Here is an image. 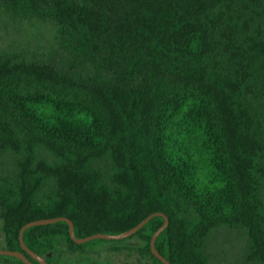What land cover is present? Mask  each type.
<instances>
[{
	"label": "trees",
	"instance_id": "trees-1",
	"mask_svg": "<svg viewBox=\"0 0 264 264\" xmlns=\"http://www.w3.org/2000/svg\"><path fill=\"white\" fill-rule=\"evenodd\" d=\"M49 20L44 58L0 52V248L25 253L22 227L68 217L77 237L170 218L156 248L173 264H211L221 226L241 227L264 264V0H0ZM47 149L56 159L39 156ZM107 160L108 175L96 163ZM52 184L49 191H45ZM155 216L122 239L76 243L66 221L35 225L28 247L60 264L94 241L165 264ZM135 240L132 245L118 243ZM0 264H26L0 254Z\"/></svg>",
	"mask_w": 264,
	"mask_h": 264
},
{
	"label": "rangeland",
	"instance_id": "rangeland-1",
	"mask_svg": "<svg viewBox=\"0 0 264 264\" xmlns=\"http://www.w3.org/2000/svg\"><path fill=\"white\" fill-rule=\"evenodd\" d=\"M54 25L49 20H37L18 17L0 6V52H19L30 57L44 58L56 46ZM39 156L49 161L56 158L45 148L39 149ZM20 155L5 153L0 161V176L10 182L17 181V160ZM110 175L111 170L107 160L96 163ZM52 184L45 191H49ZM264 196V188H263ZM130 240L118 243V246L132 245ZM114 243L94 241L86 248L89 252L69 254L60 264H143L136 252L129 255L128 251L120 252L112 249ZM211 264H257L247 260L249 238L241 227L221 226L212 231L205 249Z\"/></svg>",
	"mask_w": 264,
	"mask_h": 264
},
{
	"label": "water",
	"instance_id": "water-1",
	"mask_svg": "<svg viewBox=\"0 0 264 264\" xmlns=\"http://www.w3.org/2000/svg\"><path fill=\"white\" fill-rule=\"evenodd\" d=\"M155 216H162L165 219V221H164L163 225L158 230L155 231V233L151 239L152 252L163 263L173 264L164 255H162L161 252L156 248V240H157L158 236L166 229V227L170 223V218L164 212H154V213L150 214L148 217H146L144 220H142L140 223H138L136 226H134L133 228H131L127 231H124L120 234L96 233V234H93V235H90L87 237H82V238L76 236L74 222L68 217L61 216V217L38 219V220L31 221L22 227V229L20 231V243H21L22 248L25 251H27L40 264H48L46 257L41 256L40 254H38L35 251H33L32 249H30L24 240L25 231L32 226L51 224V223H55V222H59V221H66L69 224V230H70V235H71L72 239L78 244H84V243H87V242L95 240V239L122 240V239L128 238V237L136 234L146 223H148ZM0 254L1 255L16 256L18 258H21L26 264H34L29 259V257L25 253H23L22 251L8 250V249L0 248Z\"/></svg>",
	"mask_w": 264,
	"mask_h": 264
}]
</instances>
